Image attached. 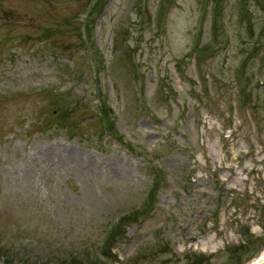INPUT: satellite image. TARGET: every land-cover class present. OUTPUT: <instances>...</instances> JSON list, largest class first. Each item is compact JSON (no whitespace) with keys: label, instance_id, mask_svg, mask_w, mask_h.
Listing matches in <instances>:
<instances>
[{"label":"rangeland","instance_id":"rangeland-1","mask_svg":"<svg viewBox=\"0 0 264 264\" xmlns=\"http://www.w3.org/2000/svg\"><path fill=\"white\" fill-rule=\"evenodd\" d=\"M262 239L264 0H0V264Z\"/></svg>","mask_w":264,"mask_h":264},{"label":"trees","instance_id":"trees-1","mask_svg":"<svg viewBox=\"0 0 264 264\" xmlns=\"http://www.w3.org/2000/svg\"><path fill=\"white\" fill-rule=\"evenodd\" d=\"M263 246H264V239H262V242L252 251V254L251 255H248L247 256V258L246 259H248V258H251L252 257V255H255L256 253H258V251L260 250V249H262L263 248ZM246 250V245H244V244H241V245H239V246H237L236 247V249H235V251L233 252L234 253V255H233V259H235L236 260V263H238V264H241L242 263V261H244V260H246L245 258H242L241 259V257H242V255L245 253L244 251ZM200 259V260H199ZM199 259L198 260H196V261H202V257H200L199 256Z\"/></svg>","mask_w":264,"mask_h":264}]
</instances>
